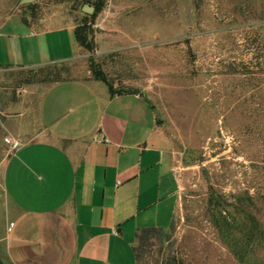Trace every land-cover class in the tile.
<instances>
[{
	"label": "rangeland",
	"instance_id": "rangeland-1",
	"mask_svg": "<svg viewBox=\"0 0 264 264\" xmlns=\"http://www.w3.org/2000/svg\"><path fill=\"white\" fill-rule=\"evenodd\" d=\"M83 3L0 0V12L37 28L85 21L92 39L91 51L66 64L0 69V108L12 120L7 131L0 125V172L39 130L37 100L54 72L83 76L90 59L114 88L150 102L174 152L171 222L136 264H264V0H102L92 19ZM14 27L11 16L1 32L20 33ZM41 41L42 57L77 46L72 30Z\"/></svg>",
	"mask_w": 264,
	"mask_h": 264
},
{
	"label": "crops",
	"instance_id": "crops-1",
	"mask_svg": "<svg viewBox=\"0 0 264 264\" xmlns=\"http://www.w3.org/2000/svg\"><path fill=\"white\" fill-rule=\"evenodd\" d=\"M11 16L20 33L1 32ZM36 26L17 11L0 12V69L84 55L76 44L73 53L42 57V38L74 26ZM36 118L39 130L2 161V263L134 264L136 232L167 228L176 203L173 148L150 102L140 93L109 95L87 69L49 83ZM10 121L0 108L6 131Z\"/></svg>",
	"mask_w": 264,
	"mask_h": 264
},
{
	"label": "trees",
	"instance_id": "trees-1",
	"mask_svg": "<svg viewBox=\"0 0 264 264\" xmlns=\"http://www.w3.org/2000/svg\"><path fill=\"white\" fill-rule=\"evenodd\" d=\"M83 2H84L83 4H86L92 7V12L88 14V16L91 19L100 11L101 6H102V0H83ZM85 23L86 22L84 21L80 24H77L76 26L72 28L73 36L78 46H80L81 48L87 51H91L92 50V39H90L91 30H90V27L87 26ZM88 69L93 79L101 81L106 86L109 95L121 94V93H136V91H133V90L114 88L112 84L109 82V80L107 79V77L105 76V74L97 66V64L92 63L90 59L88 60ZM62 73H63V70H60V69L56 70L53 74L52 79H50L49 82L51 83V82H55L60 79L66 78L65 76H63ZM220 218L223 222L226 221V218L224 216H220ZM248 222L249 223L253 222L250 216L248 217ZM162 231L163 229H160V228L149 227V228L140 229L139 231L136 232L135 245L132 248L134 261H135L134 264H136V261L138 260L140 256V253H141L140 249L145 245L149 237L159 238L158 236L161 234ZM257 233L259 234L258 237H260L261 239L260 244L264 246V230H258ZM0 264H3L1 260H0ZM160 264H170V262L165 258Z\"/></svg>",
	"mask_w": 264,
	"mask_h": 264
},
{
	"label": "water",
	"instance_id": "water-1",
	"mask_svg": "<svg viewBox=\"0 0 264 264\" xmlns=\"http://www.w3.org/2000/svg\"><path fill=\"white\" fill-rule=\"evenodd\" d=\"M30 1L31 0H20L21 3H26V2H30ZM81 10L83 12H86V13H91L92 12V7L89 6V5L84 4V5H82Z\"/></svg>",
	"mask_w": 264,
	"mask_h": 264
}]
</instances>
